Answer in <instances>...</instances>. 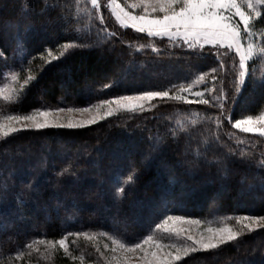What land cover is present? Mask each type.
<instances>
[{"label": "trees", "instance_id": "obj_1", "mask_svg": "<svg viewBox=\"0 0 264 264\" xmlns=\"http://www.w3.org/2000/svg\"><path fill=\"white\" fill-rule=\"evenodd\" d=\"M106 2L103 0L102 6ZM101 10L109 28L119 30L107 10L103 7ZM58 17V10L45 6L43 0H28L27 4L25 0H0V87L8 83V73L18 69L25 60L31 61L27 67L40 78L38 84L25 89L26 95L21 93L20 102H5L0 98V116L28 114L42 104L53 108L87 106L99 98L131 94L134 83L167 86L177 75L214 66L207 58L186 60L182 55L184 50L171 49L166 39L146 38V34H136L131 29L127 30L125 39L133 43V48L117 42L110 52L103 46L77 49L59 67L42 65L38 53L44 47H54L77 35L73 29L65 31L66 25ZM96 24L98 21L92 27L93 40ZM18 37L25 42V48L17 47ZM137 42H153L161 49V54L157 55L150 48L134 51ZM168 51H174L176 55H167ZM32 56L37 58L31 60ZM130 62L134 64L130 65ZM257 67L264 70V64L258 63ZM20 75L22 83L27 71ZM122 75L127 79L120 87L102 89L103 84ZM224 87L231 95L230 80L225 81ZM93 90L100 91L93 95ZM153 103L158 107L133 119H128L129 114H121L80 130L21 131L0 142V187L6 179L12 186L6 199L0 196V212L4 213L0 216L4 225L0 227V264H80L79 260L66 257L60 249L45 259L41 255L43 245L39 246L40 253L35 249L30 253L24 249L25 255L16 258V252L30 240L59 239L68 231L96 232V242L82 236L69 237V248L73 255L85 256L84 264H103L95 251L96 243L103 246L104 237L99 232L111 234L113 220L126 217L132 224L128 237L134 240L144 232L142 225L149 218V206L160 196L162 187L170 189L173 197L183 196L187 214L213 219L264 214V193L258 190L241 192L238 174L225 178L216 173L215 167L190 168L185 161L191 157L186 158L184 154L187 133L178 127L176 143L168 134L170 127L182 122L188 133L195 137V147L196 141L202 139V133L207 134L208 125L202 122L203 117L216 110L170 100ZM259 107L253 104L250 111ZM234 116H238V112L234 111ZM190 119H196L197 124L190 125ZM225 124L226 128L230 127L227 122ZM239 135L252 138V134ZM156 136H164L166 144L154 153V159L145 161V154L151 151L149 137ZM239 148L250 150L249 145ZM259 151L258 145L257 156ZM213 154L209 153V159ZM69 161L74 166L78 164L76 175L58 178L56 172ZM130 165L137 166L139 179L131 190L126 188V199H116L112 178L117 172H126ZM32 176L38 177L41 184L35 195L19 182L21 178L26 182ZM22 193L30 201L26 206L17 203L16 197ZM45 207L47 213L43 211ZM243 241L238 246H223L214 253H196L178 264H264L260 251L264 248V230L243 237Z\"/></svg>", "mask_w": 264, "mask_h": 264}, {"label": "snow or ice", "instance_id": "obj_2", "mask_svg": "<svg viewBox=\"0 0 264 264\" xmlns=\"http://www.w3.org/2000/svg\"><path fill=\"white\" fill-rule=\"evenodd\" d=\"M27 3L28 0H25ZM43 3L58 10L59 20L66 25L65 31L73 29L77 35L75 39L55 45V50L53 46L44 47L38 53L42 65L59 67L77 49L103 46L105 51L110 52L117 42L133 48V43L125 39L127 30L131 29L136 34H146V38L162 41L166 38L171 49L184 50L182 55L186 60L207 58L214 66L196 73L177 75L174 80H169L167 86L134 83L131 94L99 98L87 106L53 108L42 104L28 114L0 116V142L21 131L52 128L80 130L121 114H129L128 119H133L136 115L152 112L158 107L153 103L157 100L204 105L216 111L203 117L202 122L208 125L207 134L202 133V139L196 141L195 147V137L188 133L182 122L178 121L177 125L169 128L168 134L173 143L178 141V127L187 133L184 154L186 158L191 157L186 159L187 165L190 168H200L201 165H207L209 169L215 167L216 173L225 178L238 174L241 192L258 190L264 193V70L257 67L258 63L264 64V0H107L103 6L101 0H43ZM102 7L114 18L119 30L109 28ZM96 21V38L93 40L92 27ZM16 44L21 49L26 47L19 37ZM146 48L161 54V49L153 42H137L134 51L142 52ZM166 54L176 55L174 51ZM36 58L32 56L31 60ZM30 63V60H25L18 69L8 73V83L0 87V98L5 102H20L21 93L26 95V88L39 83L40 78L27 67ZM131 70L130 67L129 72ZM24 71H27V76L21 83L20 74ZM125 79L127 77L122 75L103 84L102 89L120 87ZM226 80L231 81V95L224 87ZM98 91L93 90V95ZM253 104L260 107L250 111ZM234 111L238 112V116H234ZM225 122L230 127L226 128ZM188 123L194 126L197 120L190 119ZM239 134H252V138ZM149 140L151 151L145 154V161L154 159V153L166 144L164 136L149 137ZM233 141L234 144L231 143ZM241 145H249L250 150L239 148ZM258 145L260 151L257 156ZM210 152L214 153L211 159ZM75 168L78 164L74 166L69 161L56 172V176H75ZM138 179L139 170L135 165H130L126 172H117L112 178L114 198L126 199V188L131 190ZM19 182L33 195L41 186L39 178L34 176L26 182L21 178ZM11 187L6 179L0 187V196L6 199ZM16 199L21 206L30 202L23 193ZM149 208L150 216L142 225L146 235L135 240L129 238L132 224L126 217L113 220L111 234L108 231L99 232L100 236L110 241V244H103V250L99 243L95 244V251L103 259V264H178L196 253H214L230 244L238 246L244 242L243 237L264 230V214L225 216V222L218 226H213V222L207 219L191 218L183 196L173 197L167 187L161 188L160 196ZM43 211L47 213V208ZM3 215L0 212V216ZM3 226L0 222V227ZM157 233L161 236L157 237ZM81 236L90 242L97 241L96 232L68 231L59 239L30 240L16 252V258L25 255L24 249L29 253L33 249L40 253L39 246L43 245L41 255L45 259L60 249L66 257L84 264L85 256L73 255L69 248V237ZM164 239L169 242H163ZM260 251L264 260V248Z\"/></svg>", "mask_w": 264, "mask_h": 264}, {"label": "rangeland", "instance_id": "obj_3", "mask_svg": "<svg viewBox=\"0 0 264 264\" xmlns=\"http://www.w3.org/2000/svg\"><path fill=\"white\" fill-rule=\"evenodd\" d=\"M103 2V0H101V3ZM166 39V38H165ZM167 40V39H166ZM263 69H264V67H263ZM6 84V83H5ZM61 107H66V106H61ZM2 116H4V115H2ZM150 214V213H149ZM148 214V216H150ZM188 215H190L191 216V218H194V219H202V220H204V219H207V220H210V221H212L213 222V226H218V225H220V224H222L223 222H225L224 220H223V218H203V217H201L200 215H192V214H188ZM226 222H228V221H226ZM229 223V222H228ZM231 223V222H230ZM147 233L144 231V232H142L141 234H139V235H137L136 236V238H134V240L135 239H137L139 236H141V235H146ZM161 236V233H157V237H160ZM163 242H165V243H168L169 241L167 240V239H164L163 240ZM102 243L103 244H105V243H109L110 244V241H108L107 240V238L106 237H104L103 239H102Z\"/></svg>", "mask_w": 264, "mask_h": 264}]
</instances>
